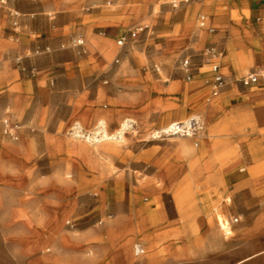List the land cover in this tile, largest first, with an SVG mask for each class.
Returning <instances> with one entry per match:
<instances>
[{
    "label": "rangeland",
    "instance_id": "obj_1",
    "mask_svg": "<svg viewBox=\"0 0 264 264\" xmlns=\"http://www.w3.org/2000/svg\"><path fill=\"white\" fill-rule=\"evenodd\" d=\"M205 1L215 2V13L195 10ZM232 1L239 0L175 9L172 0H0V264L95 256L90 245L103 242L112 220H155L159 213L179 221L209 217L225 245L209 264H264V230L245 241L235 231L258 211L248 205L264 194V173L228 172L238 152L220 142L223 134L210 137L204 119L212 105L218 117L219 108L214 76L201 73L210 67L198 52L209 43L191 44L202 31L199 16L240 22L264 5L254 0L243 13ZM138 26L149 29L132 38ZM208 26L203 31L212 32ZM184 30L191 39L178 46ZM185 52L191 80L180 69ZM256 163L264 170V158ZM250 180L256 190L234 189ZM126 247L131 259L138 256Z\"/></svg>",
    "mask_w": 264,
    "mask_h": 264
},
{
    "label": "crops",
    "instance_id": "obj_2",
    "mask_svg": "<svg viewBox=\"0 0 264 264\" xmlns=\"http://www.w3.org/2000/svg\"><path fill=\"white\" fill-rule=\"evenodd\" d=\"M252 1L254 0L232 1V3L237 2L240 5L235 7L231 4V8L244 13L248 10L247 8ZM214 3V1H208L207 3L205 1L199 4L195 10L210 14L215 13ZM205 17L207 18V24H209L208 29L213 31L199 29L202 30L199 31L200 33L205 34L197 33L196 36L192 37L191 44L202 46L209 43L198 52L202 62H204L203 54L205 50L210 47L218 49L221 53L218 62L221 65L226 86L221 90L219 96L214 97L215 100H218L216 102L219 107L217 109L218 117L212 105L211 109L213 110L208 108L204 119L207 121L210 137L215 132L223 134L220 142L238 152V158L235 160L232 172L241 173L245 171L244 168H256V162L264 158V80L251 87H244L241 83L240 85L237 82L235 83L237 78L240 77L241 79L248 74L257 73L264 66V5L249 9L245 19L238 18L240 22L221 14L213 15L212 18ZM178 26L182 27L181 24ZM189 27L186 24L185 29ZM246 34L250 35L249 39ZM175 39L176 45L179 46L188 43L191 37L184 30ZM93 42L103 43L104 41L99 37H94ZM185 56L192 58L191 54L185 52L181 60ZM204 68H201V71ZM180 69L184 73L181 65ZM201 73H210L214 76V73L210 70ZM184 75L186 77L185 73ZM235 101H238V103H235ZM209 142L214 151L215 146L212 144L211 138H209ZM205 168L211 169V166L207 165ZM226 169L227 166H223L221 171L226 172ZM253 185L251 180L243 181L241 184H236L234 189L256 190ZM254 205L260 207L258 211L249 217L251 222L240 224L235 229L240 240L251 239L264 230V226L260 225L261 221L264 220V194L257 195L255 203L248 206ZM232 213L236 215L239 212L234 210L229 214ZM241 215V218L244 217L247 220L246 213ZM171 216L168 213H159L155 220L150 218L134 220L130 217H118L112 220L107 226L105 234H102L103 242L90 245V249L95 253V256L87 257L79 253V256L70 264H209L208 259H210L211 253L225 249L220 230L216 226L214 227V224H211L207 215L199 214L196 218L184 221H179L180 219ZM142 223L145 224L147 229L144 234L136 233L135 240L137 242L145 240L144 242L148 247L147 255L145 257L138 255L131 259L126 243L131 232L135 231ZM146 234L147 237L152 238V242L145 237ZM197 242H201V245ZM214 243H217V245H214ZM256 245L254 241L253 246ZM132 252L137 255L134 249H132ZM245 260H241L236 264H248L254 261ZM66 263L64 262V264Z\"/></svg>",
    "mask_w": 264,
    "mask_h": 264
},
{
    "label": "built area",
    "instance_id": "obj_3",
    "mask_svg": "<svg viewBox=\"0 0 264 264\" xmlns=\"http://www.w3.org/2000/svg\"><path fill=\"white\" fill-rule=\"evenodd\" d=\"M196 1H200V0H172V6L175 9L180 8L181 5L183 4H189L192 2H196ZM199 24H200V28H205L207 25V18L205 16H200L199 18ZM148 26H138L135 30H133L131 32V37L132 38H136L137 36L145 33L148 31ZM124 42H126V38L123 37L120 40V44H123ZM78 45H82L84 42L83 40H79ZM204 61L205 64L207 66L210 67V71L214 73V82H213V96L217 97L219 96L221 90L225 87L226 85V80L225 77L222 74L221 71V65L218 62V59L221 56V53L218 51L217 48L215 47H210L207 50H205L204 52ZM181 68L184 71V73L186 74V78L187 80H191L193 74H192V69H193V61L192 58L190 56H185L182 60H181ZM261 80H264V68L262 70H260L257 73H251L246 75L245 77L240 79V83L244 86V87H251L253 85H257L260 83ZM7 132L9 131V133L11 134L12 131H14L13 129L10 128V126H7ZM238 219H235V222H238Z\"/></svg>",
    "mask_w": 264,
    "mask_h": 264
},
{
    "label": "bare ground",
    "instance_id": "obj_4",
    "mask_svg": "<svg viewBox=\"0 0 264 264\" xmlns=\"http://www.w3.org/2000/svg\"><path fill=\"white\" fill-rule=\"evenodd\" d=\"M206 124V123H205ZM177 125L178 124H174V126H175V128H177ZM177 129H179L180 130V128H177ZM211 131V130H210ZM216 133V132H215ZM189 137L191 136V133L188 135ZM237 159V158H236ZM235 163V162H234ZM231 164L229 167L231 168L232 167V169H233V167L235 166V164ZM166 170H169L170 169V167H166L165 168ZM232 171V170H231ZM228 172H230V170L228 171ZM232 173V172H231ZM250 173H251V175H255L256 173L258 174V173H264V170H263V167H256V168H254V169H252L251 171H250ZM228 175V174H227ZM240 176H242V175H240ZM264 179V178H263ZM226 184V183H225ZM141 185H143V184H141ZM217 188H219L218 186H217ZM228 190H230V189H227L226 191H228ZM215 192V191H214ZM138 193V192H137ZM141 193V192H140ZM145 193V192H144ZM143 193V194H144ZM212 193V192H211ZM214 194H216V192L214 193ZM145 196V195H144ZM153 196V195H152ZM155 196V195H154ZM137 198V197H136ZM147 198V197H146ZM151 198V197H150ZM228 198V197H227ZM181 198H177V203H181ZM138 203H139V201H137ZM148 203V202H147ZM229 204V203H228ZM146 206V205H145ZM142 207V206H141ZM202 207V206H201ZM137 208V207H136ZM197 208V207H196ZM160 209V208H159ZM198 209V208H197ZM196 209V210H197ZM201 209V208H200ZM203 209V208H202ZM143 210H145V209H143ZM142 208L139 210V212H141L142 213ZM164 210V209H163ZM199 210V209H198ZM217 209H215V211H216ZM161 212H164V211H162V210H160ZM217 212V214L218 215H216V216H220V217H218V221L220 222V228L222 229V231H224V233L227 235V236H230L231 234H232V228L227 224V223H225L224 221H223V219H222V216H221V214H220V212H219V210H217L216 211ZM178 213V212H177ZM201 213V212H200ZM206 213L209 215V214H211L212 212H211V210L208 208V207H206ZM205 214V213H204ZM214 214V213H213ZM198 215V214H197ZM141 216V215H140ZM207 218V217H206ZM211 218V217H210ZM213 220V219H212ZM213 224V223H212ZM134 225V224H133ZM137 225V224H136ZM215 227V226H214ZM132 230V229H131ZM216 230V229H215ZM145 231H146V227H145V224H140L138 227H137V229L135 230V231H132L131 232V234H130V236L128 237V240H127V243H126V246H128V248L129 247H131L132 249H134V252H135V254H137V255H140V254H145L146 253V249H145V246H147V244L144 242L145 240H143V241H141V242H137L136 240H135V234L137 233H140V234H144L145 233ZM146 237V236H145ZM138 238V237H137ZM127 248V247H126Z\"/></svg>",
    "mask_w": 264,
    "mask_h": 264
}]
</instances>
